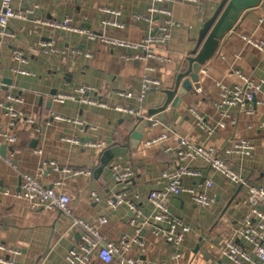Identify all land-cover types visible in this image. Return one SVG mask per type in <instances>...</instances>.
I'll list each match as a JSON object with an SVG mask.
<instances>
[{"label": "crops", "instance_id": "crops-1", "mask_svg": "<svg viewBox=\"0 0 264 264\" xmlns=\"http://www.w3.org/2000/svg\"><path fill=\"white\" fill-rule=\"evenodd\" d=\"M221 1L163 0L173 21L171 38L157 49V58H134L141 52L132 45L142 42L151 29L136 16L146 12L153 0H13L15 9L31 12L32 18L63 21L69 16L75 28L108 41L96 42L86 33L19 19L8 24L14 38L0 35V145L8 148L6 158L0 157V225L4 227L0 229V264H69L67 256L78 246L81 232L72 228L71 218L60 217L56 207L33 206L30 200L19 197L25 176L35 177L47 188L60 183L56 191L69 194L75 217L95 224L106 241L125 239L130 245L128 254L144 264L172 262L177 252L181 253L177 264H234L223 253L226 244L221 234L241 225L248 187L243 185L238 193L241 185L200 159L182 161L179 153L184 141L223 148L234 139L253 140L256 149L252 157L232 155L228 160L251 185L264 186V86L257 93L259 101L253 114L230 106L223 115L218 107L223 87L234 90L245 86L236 70L257 82L264 80V50L247 39L264 41V5L246 12L225 37L217 56L202 70L200 90L183 99L168 125L154 123L146 129L136 150L125 147L127 140L122 135L129 120L161 102L160 91L168 88L172 76L196 49L203 23ZM107 10H118L120 15ZM113 40L126 45H116ZM146 76L160 82L161 88L151 90L143 102L128 98V93L140 94ZM3 78L12 80L8 91L3 89ZM82 86L95 87L94 97L107 106L85 104L77 98L66 103L56 100L50 111L46 108L52 89L67 94ZM41 97L44 101L39 105ZM127 108L135 113L124 111ZM231 120L236 123L231 124ZM221 122L227 125L221 127ZM202 124L217 129L211 132ZM6 136H16L18 141L11 144ZM67 138L77 141L67 142ZM53 161L56 169L41 170L44 163ZM116 163L131 164L137 172L128 190L114 181ZM77 169L89 174L75 175ZM184 169L202 172L201 176H184L181 182L207 193L214 203L198 206L189 192L170 200L171 214L191 226L179 248L166 244L164 232L156 234L155 227L145 226L144 221L154 211L149 192L164 190L170 177ZM208 180L213 181L211 186L206 184ZM118 198L124 202L115 206L112 202ZM128 202L143 210L138 221ZM102 218L107 223H101ZM87 264L120 263H107L94 250Z\"/></svg>", "mask_w": 264, "mask_h": 264}, {"label": "built area", "instance_id": "built-area-1", "mask_svg": "<svg viewBox=\"0 0 264 264\" xmlns=\"http://www.w3.org/2000/svg\"><path fill=\"white\" fill-rule=\"evenodd\" d=\"M162 3L163 0H153L146 12L137 14V19L148 22L151 25V29L150 34L142 42L132 45L136 50L141 52L134 58H157V49L170 40L171 32L169 26L173 21L171 18V12L164 7ZM107 12L117 16L120 15L118 10H107ZM32 17L31 12L15 9L13 0H0V35L3 37L14 38L16 34L9 28L8 24L11 19H19L24 21L33 20L57 29L86 33L90 40L96 42L108 41V39L103 36L84 29L75 28L72 25V19L69 16L63 21H52ZM160 18L163 19L160 20ZM105 23L108 25L123 27L122 24L115 21H107ZM247 39L258 48L264 50V41L256 42L250 38ZM113 42L119 46L126 45L125 42L120 40H113ZM19 71L21 74H32L30 71L26 70ZM236 73L244 78L245 86H238L234 90L223 87L222 102L218 107L223 115H227L225 109L230 106L238 107L241 112L253 114L255 112V109L252 107L253 96L261 91L264 86V80L257 82L254 79L247 78L240 70H236ZM160 88V82L153 81L150 77L146 76L140 94L134 96L133 94L128 93L127 95L128 98L136 97L139 102H143L151 90ZM96 92L97 90L93 86H82L75 88L70 93L59 94L56 100L60 103H66L67 101L79 98L85 104L106 107L107 105L101 99L97 96L94 97V93ZM118 109L123 111L121 108ZM124 111L130 114L135 113V110L132 108H127ZM60 119L69 122L72 121L71 119L66 118ZM230 123L234 125L236 122L231 120ZM226 125V122H221L219 124L221 127H225ZM202 126L203 128H208L211 132H214L217 129V127H209L205 124H202ZM6 137L11 144L18 141L16 136ZM65 140L72 143L77 141L75 138H67ZM154 142L155 141L151 143ZM90 145L97 146L95 143ZM255 149V143L250 139H234L223 148L199 146L184 141L183 149L179 153V157L182 161L200 159L213 170L225 175L235 184L248 187L247 210L243 216L241 225L238 228L230 227L228 232L221 234L224 237L226 244L223 253L227 259L234 264H264V186L251 185L239 170H237L228 160L229 156L232 155L252 157ZM7 161L12 163L10 158L7 159ZM47 167H53L56 169L57 164L54 161L46 162L41 167V170L43 171ZM73 172L75 175L89 174L86 170L82 169H77ZM113 175L114 181L121 185L123 189L128 190L133 187L136 181L137 172L131 164L116 163L113 165ZM194 175L201 176L202 172L193 169H184L170 177L168 186L164 190L149 192L148 199L154 206V211L151 216L147 217L144 221V225L149 227L154 226V232L156 234H161V231H163L164 242L168 245L180 248L183 244L185 234L191 231V226L188 223H185L177 216L171 214L169 202L173 197L179 196L183 192H189L193 195L195 203L198 206H209L214 203L213 197L209 196L207 193L197 191L195 188L185 187L181 182L184 176ZM206 184L211 186L213 181L208 180ZM58 186H60V183L55 184L52 188H47L44 187L35 177L25 176L19 197L30 200L33 203V206L47 205L56 207L62 211L65 216L71 218L72 228H77L81 232L82 239L80 244L76 246L77 249L74 248L67 256L69 264H87L90 260V254L94 250H97L100 258L107 263L118 260L120 264H144L139 259L128 254L130 245L125 239L120 242L106 241L95 224L75 217L70 206L71 197L66 192H57L56 189ZM5 193L8 194V191L6 190ZM93 195L97 197L95 192H93ZM123 202V198H118L117 201L115 203L112 202V204L118 206ZM128 205L133 213L134 220L138 221L141 219L143 216V210L133 202H128ZM101 223H107V219L102 218ZM161 226L163 227L161 228ZM0 229H4V227L0 225ZM245 242L250 244V247L249 245H246ZM0 248L2 247L0 246ZM180 258L181 253L177 252L173 256L172 262H160L158 264H177ZM213 264L219 263L214 262Z\"/></svg>", "mask_w": 264, "mask_h": 264}, {"label": "water", "instance_id": "water-1", "mask_svg": "<svg viewBox=\"0 0 264 264\" xmlns=\"http://www.w3.org/2000/svg\"><path fill=\"white\" fill-rule=\"evenodd\" d=\"M264 5V0H222L219 7L211 18L206 20L199 34V40L196 49L184 61L182 68L172 76L168 88L160 91L161 102L154 108L147 111L146 114L136 115L128 121V127L122 133L126 137L125 147L130 150H136L142 140L145 130L154 123L169 124V120L174 118L175 112L180 108L183 99L189 93H197L200 90V75L204 67L217 56V52L225 37L233 31L242 20L244 14L252 9ZM4 90L8 91L12 85V80L3 78ZM59 92L52 89L46 97V108L50 111ZM20 95L17 97L19 99ZM44 97L40 98L39 105H42ZM257 94L253 96L252 105L254 109L258 106ZM11 104L7 105L10 108ZM37 141L33 142L35 147ZM7 146L0 148V156L6 158ZM243 189L241 185L238 189L240 193ZM234 199L232 200V202ZM227 210H225L224 214ZM64 213L60 211V217ZM57 229V227H55ZM82 234L77 237V243L80 244ZM10 261V256L6 257Z\"/></svg>", "mask_w": 264, "mask_h": 264}]
</instances>
